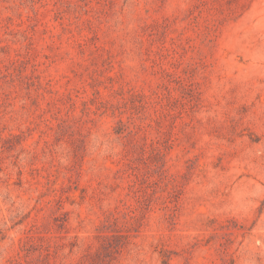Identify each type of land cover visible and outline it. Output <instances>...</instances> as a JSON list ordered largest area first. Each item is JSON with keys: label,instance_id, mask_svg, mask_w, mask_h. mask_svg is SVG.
Returning a JSON list of instances; mask_svg holds the SVG:
<instances>
[{"label": "rangeland", "instance_id": "rangeland-1", "mask_svg": "<svg viewBox=\"0 0 264 264\" xmlns=\"http://www.w3.org/2000/svg\"><path fill=\"white\" fill-rule=\"evenodd\" d=\"M0 264H264V0H0Z\"/></svg>", "mask_w": 264, "mask_h": 264}]
</instances>
